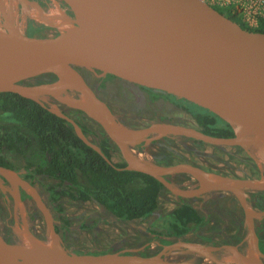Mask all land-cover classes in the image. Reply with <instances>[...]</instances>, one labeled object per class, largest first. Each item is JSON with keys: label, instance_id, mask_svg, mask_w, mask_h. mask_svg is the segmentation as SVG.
<instances>
[{"label": "water", "instance_id": "water-1", "mask_svg": "<svg viewBox=\"0 0 264 264\" xmlns=\"http://www.w3.org/2000/svg\"><path fill=\"white\" fill-rule=\"evenodd\" d=\"M13 1L0 0V92L17 93L41 103L39 99L46 95L56 98L52 94L56 89L72 91L59 81L60 72L69 76L86 97L85 104L73 108L95 120L116 144L126 163L124 169L149 174L182 198L208 189L234 192L247 218L245 247L252 239L257 249L252 226L254 215L242 195L245 190H264L263 176L239 181L209 173L212 178L208 184L181 190L165 175L179 167L195 178L189 170L190 165H143L134 160L129 147L154 134L181 135L211 145H239L247 152L244 143L252 142L264 151V32L243 28L206 0H60L74 16L82 17L83 29L54 36L28 35L18 31L14 24ZM74 21L79 23L76 18ZM82 70L185 99L226 121L234 136H212L197 127L166 121H152L143 127L117 123L105 102L84 80ZM45 73L57 74V82L24 83L25 79ZM47 108L70 122L79 137L113 163L83 135L73 118ZM236 125L245 128L248 134L238 135ZM22 182L32 189L28 182ZM28 193L37 207H41L37 193ZM12 195L22 215V201L17 193ZM47 215L45 210L46 230H51L57 240L58 233ZM257 215L261 216L258 212ZM57 244L18 243L17 239L7 241L0 236V264H197L167 255L177 249H190L204 257L210 256L209 251L213 249L185 239L164 244L151 255L119 250L78 252L64 249L58 240ZM231 251L234 253L232 260L238 264H264L258 258L245 262L242 253Z\"/></svg>", "mask_w": 264, "mask_h": 264}, {"label": "rangeland", "instance_id": "rangeland-1", "mask_svg": "<svg viewBox=\"0 0 264 264\" xmlns=\"http://www.w3.org/2000/svg\"><path fill=\"white\" fill-rule=\"evenodd\" d=\"M16 2L13 7V19L16 28L21 33L27 34L28 28L31 25L41 27L40 30H37L34 33V35L38 36H54L66 32L65 28H61L60 30L57 27L46 24L40 17V19L38 17H31L29 11L30 13L36 11L35 8L40 10V13H45L51 9L55 11L62 10L60 12L66 15H64L66 21H69L68 23L71 24V26L80 27V24L74 21L75 18L82 20L80 15L77 14V16H74L72 11H70L60 0H24L23 2L16 0ZM221 11L224 10L221 9ZM35 13H37V11ZM39 78H49V83H55L58 80V76L55 73H45L40 75ZM92 84L96 91L112 105L115 113L113 115L115 122L127 127L145 126V123L147 122L146 119L139 121V123H142V125H139L138 122L129 117V115H134L133 109L137 110L143 108L141 104L143 93L140 89L132 84L117 81H99L92 79ZM97 86L98 88H96ZM68 92L75 97L77 96L76 91ZM76 99H78L80 103V98ZM39 100L45 103L47 107L57 109L58 112H68L71 117H75L78 114L70 111L72 109L74 110L73 107L58 101L51 95H46V97L44 96V99ZM170 113L172 114L173 112L171 111ZM173 114L174 115L172 116L175 123L198 128L196 122L190 115L181 111H176ZM80 117L83 118V121L88 127L99 130L100 126L98 123L92 120L89 116H84L80 113ZM122 120H125L128 125L124 124ZM83 135L93 143H96L92 134L83 133ZM156 136L157 135L154 134L147 135V139L142 141L145 145L144 154L138 156L137 153L131 151L134 156L151 164L165 165L161 162L165 160V158H163L164 155L169 153L170 157H168V159H170V163H173V165L186 163L212 174H216L214 173V170H212V167H219L227 170L226 172L229 174L230 178L239 181L260 179V177H264V161H261L260 157H257L255 152L254 156L251 155V157L249 153L239 145H211L207 143H197L194 139L181 135ZM113 150L117 151V149ZM113 155L115 159H118L117 152ZM255 162L262 166L259 167ZM168 174L170 175L168 180L171 184L181 190L190 189L191 185L198 182V179L194 178L192 174L181 170L179 172L173 171ZM13 184H15V182L10 181L9 187L6 188L9 191L13 190ZM36 188L39 189L38 185H36ZM36 188L34 191L39 197V204L41 207H37V204L33 199L38 208L35 221L29 220L25 203L22 200L23 214H20L18 207H16L14 203V195L11 193L10 199L13 219L9 221V227L6 233L0 231L1 237L6 235L11 239H17V242L21 243V238L23 239L26 236V233L24 232H22V236L21 230L28 228L32 234L38 238L42 240L48 239L47 237H49L50 230H46L44 219L45 210L51 223H55V213L52 208L48 207ZM217 190H223L224 192L228 191L226 189ZM17 194L19 195V188H17ZM176 201L177 196L168 189L163 188L159 197L158 207L150 218L147 220L136 219L132 221H119L95 201L75 202L72 199L65 197L62 199V204L64 206L65 214L71 218V227L70 230L62 236L58 233L57 240L64 249L81 252H97L119 246L124 247L122 251L142 250L147 246L156 243L153 239L154 234L149 229V226H151L150 224L154 222L161 213L174 207ZM257 212L262 214L261 210L258 208H252L254 216L257 215ZM86 223L90 224L89 229L82 227V224ZM25 226L27 228H25ZM14 227L17 233L16 235L13 229ZM252 241L253 240L251 239L250 242ZM154 249L155 247H153V250ZM194 252L195 251L190 249H177L167 255V257L177 260H191V262L197 264H206L203 260V256ZM231 253H233V251H231ZM228 254L230 253L228 252ZM230 255H228V259L233 258ZM230 263L234 264L231 261Z\"/></svg>", "mask_w": 264, "mask_h": 264}, {"label": "trees", "instance_id": "trees-1", "mask_svg": "<svg viewBox=\"0 0 264 264\" xmlns=\"http://www.w3.org/2000/svg\"><path fill=\"white\" fill-rule=\"evenodd\" d=\"M221 9L218 10L243 28L264 32V20H261L257 27L250 28L235 14ZM40 29L41 27L31 25L27 34L34 35ZM0 95L8 96V100L1 98L0 108L10 110L19 121L17 152L25 150L28 145L27 148L32 151L34 171L44 173L54 180L43 184V197L58 213L59 224H53L55 232L58 233L60 228L68 230L70 217L64 215L61 202L65 197L75 202L95 201L121 221L143 220L153 214L163 189L161 182L156 178L124 169V163L106 161L75 133L70 122L51 112L47 106L13 92H0ZM193 105L194 108L200 109L190 110L200 131L217 137L234 136L232 127L226 121L204 108ZM71 111L82 113L78 109ZM74 121L83 133L88 131L82 120L74 117ZM99 148L110 158L109 144L105 139L101 141ZM22 197L24 198L25 194ZM34 204L31 202L30 205ZM159 224L164 231L161 233L155 229L156 235L163 234L174 240L184 238L195 226L202 225L203 219L189 202L180 198L173 209L159 218ZM82 227L90 228V224H82ZM5 239L12 241L10 237ZM168 239L165 242L170 241Z\"/></svg>", "mask_w": 264, "mask_h": 264}, {"label": "flooded vegetation", "instance_id": "flooded-vegetation-1", "mask_svg": "<svg viewBox=\"0 0 264 264\" xmlns=\"http://www.w3.org/2000/svg\"><path fill=\"white\" fill-rule=\"evenodd\" d=\"M80 72L84 80L91 86L97 97L103 102H105V104L108 106V108L110 109L113 115L115 113L113 111L112 105L96 91V89L92 84V79H96L99 81L104 80V81H117V82L128 83L140 89L143 93V98L141 101L143 108L137 110L133 109L134 110L133 111L134 115H132L133 117L129 115V117H131L134 121L138 123L143 119L147 120L146 123L144 122L145 125H148L152 121H166V122L175 123L172 116L174 115L173 114L174 112L181 111L192 117L190 110L192 111V109H196L194 108L195 106L193 105V103L185 99L177 98L163 91L122 81L120 79H117L109 75L97 76L92 72L83 71V70ZM39 76L40 75L25 79L24 83L31 85L49 83L50 80L49 78L48 79L39 78ZM96 88H98V86ZM1 98L2 99L5 98V100H8V96L0 95V105L2 104ZM43 105L47 106L45 103H43ZM196 110L200 111V109H196ZM171 111L173 112L172 114L170 113ZM66 114L70 116L68 112ZM81 114L86 116L83 111ZM75 117L82 120L83 124H85L83 118L80 117V113H78ZM71 118L74 119V117ZM18 122L19 121L14 115H12V112L10 110L0 108V231L3 233L4 232L6 233L9 227V221L13 219L10 194L11 193L16 194L17 188H19L20 199L25 203L27 214L30 221H35L38 211L36 204H34V206L30 205L31 202L32 203L35 202L32 196L28 194L29 191L26 188H24L22 185L16 186L13 184L14 189L10 191L6 188L9 187L10 181L11 180L26 181L34 189L36 188V185H38L39 189L38 188L36 189L41 195L42 199L48 205V207L50 206L43 197L44 196L43 184L54 181L46 174L38 173L34 171V167L32 166V159H31L32 151L27 148L29 147L28 145H26L27 147L25 150H22L21 152H17L16 149L18 147L17 136L19 134L18 126H17ZM122 122L128 125V123H126L125 120H122ZM139 125H142V123L140 122ZM86 127L88 128V131H86L85 133L92 134V136L95 138V142H96L95 144L98 147L102 140L105 139L107 141V144H109V150H108V153L110 155L109 159H111L113 163H124V166L126 165L119 148L106 135V133L103 131L101 127L99 128V130L92 129L87 125ZM139 127H143V125ZM198 141L199 140H196L197 143L200 142L204 143L202 141L200 142ZM113 149H117V151H114ZM129 149L131 151H134L138 155L139 154L141 155L144 154L145 145L141 141L130 146ZM115 152H117L118 154V159L114 158L113 154ZM168 157H170V154L169 153L165 154L163 157L165 158V160H163L161 163L165 165H173V163H170V159H168ZM174 163H178V162H174ZM212 170H214V173H216L217 175L229 177V174H227L226 172L227 170L221 169L219 167L218 168L212 167ZM169 176H170L169 174L165 175L167 179H169ZM31 181H34V183H31ZM197 186H198V182L191 185L190 188H196ZM23 194H25L24 198L26 199L22 197ZM242 197L251 210L252 208H258L262 212L261 216L260 215L253 216L252 226H253L254 234L256 236L257 250L259 253V256L257 258L260 261L264 262V190H255V191L245 190L244 195H242ZM180 198L182 197L177 196V201L174 207L178 204ZM183 199L189 202L196 209L197 213L203 219V224L197 227L195 226L192 229V231L188 233V235H186L184 238L181 239L199 242L209 248H213L212 250L209 251L210 256L203 257V260L206 262V264H231L230 261L236 264L235 261H232V259L228 260L225 257L230 254L232 256L234 255V253H231V249H234L235 251L240 253L244 252L245 238L248 232L245 210L242 207L237 194H235L232 191L224 192L223 190L208 189L203 193L194 194L192 196ZM174 207H172L171 209H173ZM171 209L167 210L166 212L170 211ZM166 212L161 213L159 217H157L155 221L150 224L151 226H149L150 231L154 234L153 239L156 242L155 244H152L151 246H147L142 250L124 251V252L138 253L141 255H151L158 252L161 249L162 245L177 240V239L173 240V238L171 237L168 239L167 236H164L163 234L156 235V233L154 232L155 229L160 231L161 233L164 231L162 226L159 224V218L162 215H164ZM54 213H55L54 222L55 224H59L58 213H56L55 211ZM63 213L64 215H66L64 211ZM147 219H143V220H147ZM70 222H71V218H70ZM70 227L71 225L69 223L68 230H63L60 228L58 233L61 234L62 236L70 230ZM13 229L15 232V227ZM3 237L9 238L6 235H4ZM167 239L170 241L165 242ZM153 247H155L154 250ZM123 249H124L123 246L122 247L119 246L106 250L122 251ZM228 252L230 254H228Z\"/></svg>", "mask_w": 264, "mask_h": 264}, {"label": "bare ground", "instance_id": "bare-ground-1", "mask_svg": "<svg viewBox=\"0 0 264 264\" xmlns=\"http://www.w3.org/2000/svg\"><path fill=\"white\" fill-rule=\"evenodd\" d=\"M16 0L13 1V3H15ZM56 3V2H55ZM54 3V4H55ZM17 4V2H16ZM15 5V4H14ZM57 5V4H56ZM32 6V4H31ZM58 6V5H57ZM34 9V8H33ZM32 9V10H33ZM40 9V8H39ZM26 10V9H25ZM28 10V9H27ZM35 10L37 11V13H35L36 11H33L30 13L29 11V14L31 15V17H40L42 18V20L46 23V24H49V25H52L54 27H57L61 30L62 29H66V31L70 32V31H80L83 29V26L85 24L82 23V17L80 19H76L77 22H79L81 24L80 27H73V25L71 26V24H69L67 21H66V18H65V14L60 12L62 10H59V11H55L53 9L51 10H48L46 11L45 13H40L37 8H35ZM28 13V12H27ZM28 15V14H27ZM65 15V16H64ZM39 18V19H40ZM17 20V19H16ZM17 22V21H16ZM61 78L59 81L61 84H64V85H67L69 87L70 90L72 91H76L77 93V96L76 97H73L66 89L64 88H59V89H56L52 92V94L58 98L60 101H62L63 103H65L66 105L68 106H71V107H75L77 105H83L86 103V97L83 96L81 94V88L78 86V84L73 80L71 79L69 76L65 75L64 73L60 72V77ZM46 97V96H45ZM76 98H80V103H79V100L76 99ZM44 99V97H43ZM235 131L238 133V135H243V136H246L248 134L247 130L243 127H241L240 125H236L235 126ZM244 146L245 148L248 150V152L250 153V155H253L254 156V152L255 154L257 155V157L259 156L260 157V160L261 161H264V151L261 149V147H259L258 145H256L255 143H252V142H247V143H244ZM140 155V154H139ZM138 155V156H139ZM255 155V156H256ZM134 160L140 164H143V165H150L149 162L145 161V160H140L139 158H135L133 157ZM189 170L194 173L195 175V178L198 179V182L201 186H204L206 184H208L212 178L211 174L209 173H202L201 170H199L198 168L196 167H193V166H189ZM173 171L175 172H179L180 169L179 167H176L173 169ZM17 182L20 183V185H22L24 188H26L29 192L30 191H34V189H29L26 184H24L22 181H18L16 180ZM42 204V203H41ZM255 213V212H253ZM257 214V213H256ZM20 229V228H19ZM16 232V230H15ZM24 232L26 233V236L22 239L21 238V243H30V244H41V245H48V246H58L57 244V240L54 236V234L51 232L50 230V234H49V237H47L48 239L47 240H42L38 237H36L35 235H33L29 230L27 229H23L21 230V233ZM20 233V235H21ZM17 234V233H16ZM47 234V233H46ZM22 236H23V233H22ZM60 241V240H59ZM257 249L255 248V245L253 242L251 243H248L247 246L244 248V252L241 254V258L242 260H244L245 262L246 261H249V260H252V259H255L257 258ZM232 256V255H231ZM234 256V255H233ZM232 256V257H233ZM225 258L228 259V256H226ZM231 258V257H230ZM233 259V258H232ZM226 260V259H225ZM229 260V259H228ZM233 261V260H232ZM238 264V263H236Z\"/></svg>", "mask_w": 264, "mask_h": 264}, {"label": "built area", "instance_id": "built-area-1", "mask_svg": "<svg viewBox=\"0 0 264 264\" xmlns=\"http://www.w3.org/2000/svg\"><path fill=\"white\" fill-rule=\"evenodd\" d=\"M211 5L235 14L248 27H257L264 20V0H206Z\"/></svg>", "mask_w": 264, "mask_h": 264}]
</instances>
